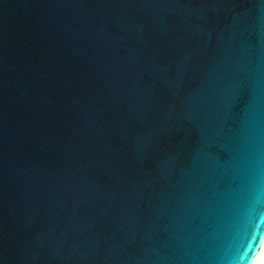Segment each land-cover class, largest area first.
<instances>
[{"label": "water", "instance_id": "obj_1", "mask_svg": "<svg viewBox=\"0 0 264 264\" xmlns=\"http://www.w3.org/2000/svg\"><path fill=\"white\" fill-rule=\"evenodd\" d=\"M263 241L264 0H0V264Z\"/></svg>", "mask_w": 264, "mask_h": 264}, {"label": "bare ground", "instance_id": "obj_2", "mask_svg": "<svg viewBox=\"0 0 264 264\" xmlns=\"http://www.w3.org/2000/svg\"><path fill=\"white\" fill-rule=\"evenodd\" d=\"M252 264H264V241Z\"/></svg>", "mask_w": 264, "mask_h": 264}]
</instances>
